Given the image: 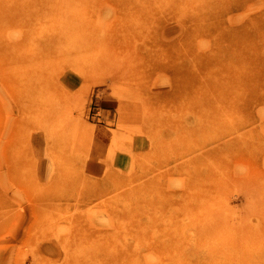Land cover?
<instances>
[{
    "label": "rangeland",
    "instance_id": "obj_1",
    "mask_svg": "<svg viewBox=\"0 0 264 264\" xmlns=\"http://www.w3.org/2000/svg\"><path fill=\"white\" fill-rule=\"evenodd\" d=\"M0 264H264V0H0Z\"/></svg>",
    "mask_w": 264,
    "mask_h": 264
},
{
    "label": "crops",
    "instance_id": "obj_2",
    "mask_svg": "<svg viewBox=\"0 0 264 264\" xmlns=\"http://www.w3.org/2000/svg\"><path fill=\"white\" fill-rule=\"evenodd\" d=\"M114 164L118 167V168H124L127 166V159L125 157V155L123 154H117L116 158L114 159Z\"/></svg>",
    "mask_w": 264,
    "mask_h": 264
},
{
    "label": "bare ground",
    "instance_id": "obj_3",
    "mask_svg": "<svg viewBox=\"0 0 264 264\" xmlns=\"http://www.w3.org/2000/svg\"><path fill=\"white\" fill-rule=\"evenodd\" d=\"M233 76V75H232ZM230 78H233V77H230ZM182 157V156H181Z\"/></svg>",
    "mask_w": 264,
    "mask_h": 264
}]
</instances>
